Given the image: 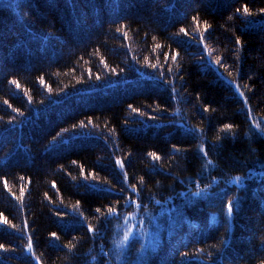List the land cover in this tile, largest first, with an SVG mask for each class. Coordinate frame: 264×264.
I'll return each mask as SVG.
<instances>
[{"label": "trees", "instance_id": "obj_1", "mask_svg": "<svg viewBox=\"0 0 264 264\" xmlns=\"http://www.w3.org/2000/svg\"><path fill=\"white\" fill-rule=\"evenodd\" d=\"M0 264H264V0H0Z\"/></svg>", "mask_w": 264, "mask_h": 264}, {"label": "snow or ice", "instance_id": "obj_2", "mask_svg": "<svg viewBox=\"0 0 264 264\" xmlns=\"http://www.w3.org/2000/svg\"><path fill=\"white\" fill-rule=\"evenodd\" d=\"M245 11H247V9H245ZM15 83V82H14ZM41 83H43V81H41ZM17 87H19V85L17 84ZM154 158L155 159H158L159 157H155L154 156ZM119 163V162H118ZM122 166V165H121ZM239 182V178H237V183ZM231 210H232V206L231 205H229V212H231ZM110 212L112 211V210H109ZM4 223H7V220H4L3 221Z\"/></svg>", "mask_w": 264, "mask_h": 264}]
</instances>
